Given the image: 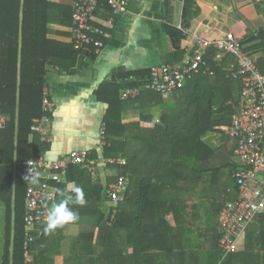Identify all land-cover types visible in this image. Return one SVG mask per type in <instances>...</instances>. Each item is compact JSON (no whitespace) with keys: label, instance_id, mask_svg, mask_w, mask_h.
<instances>
[{"label":"crops","instance_id":"0c3cea01","mask_svg":"<svg viewBox=\"0 0 264 264\" xmlns=\"http://www.w3.org/2000/svg\"><path fill=\"white\" fill-rule=\"evenodd\" d=\"M51 1L59 8L53 9L50 38L71 43V27L61 23L69 21L61 10L68 9L69 16L71 0ZM183 12L184 2L179 0H171L167 8L165 0H131L128 12L116 18L105 47L98 53L94 50V60L85 56L88 49L71 72L48 67L45 89L55 110L49 134L46 137L38 134L41 141L50 146L41 155L53 161L72 151H101L100 129L108 110L95 95L101 84L122 73L181 64L195 49L196 39L218 40L226 33H233L242 40L244 51L260 65L264 74V0H195L185 30L187 39L183 50L177 51L166 27L182 29ZM110 16L109 7L99 9L91 22L92 28L109 31ZM11 49L10 43L8 47L5 45L4 76L0 75L5 87L12 79ZM176 107L174 94L160 105L146 97L140 101L139 110L124 112L123 119L136 122L145 115L153 118V124H158L165 111ZM224 137L216 132L209 134L206 140L219 150L235 143L229 137L224 142ZM236 165L237 160L227 169L225 161L212 157L187 165L189 167H182L183 164L179 177L174 179L167 170L157 171L154 161L139 165L142 167L138 176L118 207L115 238L102 239L100 216L87 215L97 211L99 205L107 214L109 209L103 199L100 204L90 201L85 206L70 204L73 211L78 212L79 220L54 231H46V225L44 239H39L32 247L29 264H110L112 261L116 264H264V215L249 225L237 253L225 259L221 257L219 215L235 196ZM163 166L166 169L170 165L164 163ZM99 171L98 174L102 173ZM103 173L104 180L118 175L117 171L103 170ZM146 178L152 179L154 191H140ZM158 178L169 182L160 184ZM157 185H163V191H156ZM67 188V195H73L77 185L71 182ZM86 197L94 199L91 193H85ZM64 199H57L50 208ZM1 214L6 215L2 203Z\"/></svg>","mask_w":264,"mask_h":264},{"label":"trees","instance_id":"16d2710c","mask_svg":"<svg viewBox=\"0 0 264 264\" xmlns=\"http://www.w3.org/2000/svg\"><path fill=\"white\" fill-rule=\"evenodd\" d=\"M179 1L184 2L182 29L168 25L166 31L174 49L182 51L183 43L187 39L185 30L188 28L189 13L195 0ZM170 2L171 0H165L166 8ZM57 8L59 5L51 0H0L2 77L5 45L8 47L10 43L12 46L11 84L5 87L3 80H0V114L7 118L5 127L0 130V203L6 207L2 264H27L24 249L27 191L29 186L37 187L43 181L41 177L29 174L27 162L47 152L50 147L32 131L34 121L44 116L42 103L48 67L71 72L84 51L90 49L85 53L90 60H94L96 56L94 47L77 51L73 42L65 43L50 38L52 31L49 25L54 21L53 9ZM61 11L69 18V21L62 20L61 23L71 27L72 9L69 16L68 9ZM216 54L215 49H210L206 54L207 65L214 71V75L202 72L190 80L184 89L176 91V109L165 111L158 124H153V118L145 115L136 122L123 119L124 112L139 110L140 101L146 97L155 105L165 101L162 95L151 91L137 99L122 100V91L145 85L149 81L150 71L122 73L117 78L105 80L95 95L100 103L108 106L104 124L109 144L101 151H89V157L97 171L102 173L93 177L81 166H70L65 181L53 183L58 189L57 199L65 198L68 184L75 182L77 188L84 193L92 194L94 199L86 197L87 202L100 204L104 200L107 185L115 182L119 176L129 180V191L142 167L139 165L154 161L157 171L167 170L174 179L179 177L183 164L185 166L182 167H189L187 165L215 157L216 149L206 138L211 133L219 132L218 127L230 124L232 115L239 106L242 90L239 80L227 77L226 68L234 63V58L228 56L218 62ZM227 137L223 138L226 140L224 142H227ZM121 159L126 161V165L118 164ZM164 163L170 166L164 169ZM103 170L117 171L118 175L104 180ZM27 176L35 178L36 182L25 179ZM151 182L152 179H143L140 191H152ZM157 182L166 184L169 181L158 178ZM157 186L156 191H163V185ZM99 206L97 211L87 215L100 216L104 234L102 239L115 238L113 235L117 230L118 208L112 218L111 209L106 214ZM44 237L45 235L40 240ZM35 243L30 247V252ZM110 264L116 263L112 261Z\"/></svg>","mask_w":264,"mask_h":264},{"label":"built area","instance_id":"2783aa9c","mask_svg":"<svg viewBox=\"0 0 264 264\" xmlns=\"http://www.w3.org/2000/svg\"><path fill=\"white\" fill-rule=\"evenodd\" d=\"M131 0H71L72 8V42L75 50L81 51L94 47L98 53L105 47L115 28L116 18L128 12ZM104 7L111 9L108 19L109 31H96L91 22L95 13ZM210 49L217 51L216 60L222 62L226 57L234 58L227 68V77L239 80L242 84L239 106L232 115L229 125L218 127L220 135L228 136L236 143L235 157L237 169L234 180L236 197L228 201L219 215L221 232L220 253L222 259L239 251V243L249 225L260 215H264V74L256 61L246 54L240 38L233 33H226L218 40L196 39L193 52L178 65L153 66L150 69L149 81L135 88L125 89L122 100L139 98L144 91H151L168 100L176 91L185 88L186 84L202 72L214 75L206 61ZM55 104L47 89L44 93V117L36 120L32 131L46 137L52 125ZM6 118L0 115V130L6 125ZM102 148L107 146L106 126L100 129ZM111 163L112 161H108ZM126 165V161L118 160ZM81 166L93 176H98L97 167L89 157V151L77 150L50 161L40 155L27 162L29 174L43 179L39 186L31 185L25 202V257L30 262V247L44 236V227L48 224L50 206L57 200V187L70 166ZM129 180L119 176L115 182L107 185L104 191V202L111 209L112 218L124 200L128 191Z\"/></svg>","mask_w":264,"mask_h":264},{"label":"clouds","instance_id":"9594fccd","mask_svg":"<svg viewBox=\"0 0 264 264\" xmlns=\"http://www.w3.org/2000/svg\"><path fill=\"white\" fill-rule=\"evenodd\" d=\"M25 179H32L33 183L36 182L33 177L27 176ZM70 204L79 206H85L87 204L85 193L82 189L76 188L74 196L67 195L64 200L52 207L49 213L46 231H54L66 224H74L79 220L78 212L73 211V209L69 206Z\"/></svg>","mask_w":264,"mask_h":264},{"label":"rangeland","instance_id":"374dc122","mask_svg":"<svg viewBox=\"0 0 264 264\" xmlns=\"http://www.w3.org/2000/svg\"><path fill=\"white\" fill-rule=\"evenodd\" d=\"M234 146H235V143L231 142V144L229 143L228 146L221 148V150L219 149L214 150L215 151L214 156L219 158L223 162L225 161L227 169H230L234 165V162L236 161L234 157V154H235ZM4 241H5V214H1L0 216V258L2 257V254H4ZM0 264H2V262Z\"/></svg>","mask_w":264,"mask_h":264}]
</instances>
